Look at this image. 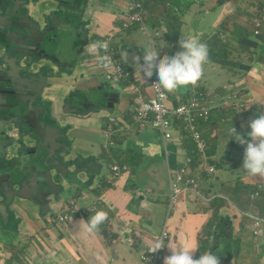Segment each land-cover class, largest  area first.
Segmentation results:
<instances>
[{
    "label": "crops",
    "instance_id": "obj_1",
    "mask_svg": "<svg viewBox=\"0 0 264 264\" xmlns=\"http://www.w3.org/2000/svg\"><path fill=\"white\" fill-rule=\"evenodd\" d=\"M103 2L104 11L99 12L97 16L98 27L95 32L98 35L97 41L108 42V51L98 49L91 52L88 46L83 49L85 52L80 50L76 53L97 56L108 54L125 68H129L134 74V82H137L131 85L125 80H120V84H114L117 86L111 88V93H116L119 100L114 107L109 108V113L103 116L95 113L82 116L73 111H64L54 92L61 91L64 100H68L76 90L98 89L101 88V82L106 80L103 76L94 74L92 70L79 69L90 55L81 57L80 60L84 62L73 73L76 74L75 77H72L69 67H61L73 63L63 61L59 69L71 76L61 85H54L47 91L48 95L55 96L61 120L51 128L53 118L49 122L45 120L50 114V108L44 110L42 102L36 105L39 111L35 117L42 120V128L49 129L50 137L55 143L56 158L65 165L78 159L77 169L83 171L84 162L92 164L94 171H90L84 184L77 187L69 197L54 200L55 197L50 196L52 201L46 206L49 211L46 207L40 209L33 200L32 193H39L34 184L28 185L24 191L27 200L11 204L10 214L4 212L6 206L0 201V247H3L0 249V264H163L164 258L171 255L172 250H179L187 243L196 246L193 258H199L201 249L216 250L217 244L214 248V242H217V237L212 233L213 228L216 224L226 222L233 225L235 238L231 239L233 244L228 242L229 239L218 240L225 248L217 254L221 264H263L264 253L257 254L255 241L258 237L254 235L255 231H264V225L258 228L254 224V216L264 217L259 206L262 196L257 202L260 212L254 211L255 205L251 204L247 192L242 196L238 194L237 206L222 200L226 199L221 190L224 173H238L240 179L246 175L242 169L245 145L235 144V137L229 135V140L221 151L217 143L223 141L217 139L226 138L228 134L219 131L216 121L204 122L200 128L209 139V150L224 159L219 176L203 175L200 178V189L185 192L177 208L170 210V170L175 168L178 161L163 160L161 151H165L164 146L170 144L167 152L175 153L178 160L183 161L182 155L190 151L191 146H180L175 141L167 142L164 130L153 127L150 122L137 123V106L143 100L141 97L151 95V89L149 82L141 76L138 66L133 63V57H143L148 48L156 50V54L173 55L181 50L180 39L189 36H196L205 43L209 56H218L224 51V47L235 41L242 47V53H248L252 48L260 51L258 55L250 56L246 64L237 65L245 72L246 82L256 80L258 76L254 78L252 75L261 69L257 65L263 66L264 69V17L258 15L252 18L246 15V20H256L253 32L239 24L235 17L227 15L231 2L245 4L246 0ZM135 4L142 7L145 26L138 23L124 29L122 15L136 12ZM249 5L257 6L260 12H264V0H254ZM193 7L201 9L190 17ZM231 29L232 32L228 35L227 32ZM122 33H126L128 39L117 47L115 40ZM211 39L216 41V50L210 45ZM118 51L124 54L125 60L118 56ZM227 63L225 59L219 58L220 69L225 65L230 67ZM96 78H102L100 84L95 81ZM226 84L227 80L224 79L221 87ZM216 88L220 87L218 84H212L211 76H207L199 87H184L179 92L187 96L193 89L204 91ZM116 90H120L121 96ZM207 96L213 104L222 102L225 97L215 92ZM63 111L67 118H64ZM234 112L236 110L217 111L213 116L218 119L220 116L224 117V114ZM108 117L115 119L117 125L116 132L111 137H108V127L114 124L109 120L105 122ZM244 118L245 114L232 117L230 121L236 125L238 133L245 135L248 127L245 126L246 121L241 123ZM62 129L65 131L62 132ZM177 136L178 134L174 133V139ZM113 149L116 154L112 153ZM114 166L127 167L128 171L114 179ZM198 192L202 196L196 194ZM213 196H217L213 201L204 199ZM219 199L221 201H218ZM94 208L107 215L108 220L97 231L88 232L85 230L88 219L85 218ZM65 213L70 215L69 219L61 224L54 222ZM164 231L168 232L167 238L162 241L164 247L151 253V261H144L143 253ZM218 237L221 236L218 234ZM14 248H18V251ZM227 258H231V263Z\"/></svg>",
    "mask_w": 264,
    "mask_h": 264
},
{
    "label": "water",
    "instance_id": "obj_2",
    "mask_svg": "<svg viewBox=\"0 0 264 264\" xmlns=\"http://www.w3.org/2000/svg\"><path fill=\"white\" fill-rule=\"evenodd\" d=\"M40 1L41 0H38L37 4L40 3ZM42 3L45 2L43 1ZM72 3L73 2L71 1V8ZM8 15H25V0H0L1 28L4 27L1 23L2 18ZM55 37L56 35L50 39L46 37V35L35 33H30L25 36V41L39 45L44 49V54L46 55L45 58L40 55L41 58L37 59V61L41 63L45 59L50 63L49 66L45 67L46 72L44 73L48 78L44 76H31L30 83L39 84L45 82L47 85L44 86V88L61 85L67 80V78L64 79L63 75L55 73L53 64H58L60 67L63 65V61L68 60L73 64L61 67H69L73 74L84 62L80 60L81 57H88L90 55H82L81 52L72 55L70 51L61 54L54 53L51 47V42L54 41ZM83 52H85V50H83ZM0 55H2L1 50ZM0 75H2V81L0 82V87H2L5 83V78L3 73H0ZM101 86L102 90L99 89L101 91H96V89L88 91L76 90L68 100H64L61 91L54 92L53 94L56 95V98L64 111H73L76 114L84 116L89 114L90 106H92L100 109V113H103L107 112L111 105L114 107L115 100L118 99L112 97V85L104 83ZM37 94L38 91L36 90L34 95ZM5 95L6 93L0 92V201L6 206L4 212L10 214L9 210L12 206L11 204L15 201L27 200L24 191L28 185L34 184L39 193H32L33 200L37 202V206L40 209H44V207L48 206L49 202L52 201L50 196H54V200L69 197L74 189L84 184L85 179L90 175V171H94V166L82 162L83 171H80L77 169L78 159L72 160L74 162L68 165L63 164L59 158H56L54 151L55 143L48 139V136L50 137L49 129L45 130L42 128L40 123L41 119L39 117L35 118L34 116H31L25 127V124L18 113L12 115L10 108L3 106V96ZM31 106H33V104H31ZM64 111L63 116L64 118H67ZM64 131L65 129H62V132ZM24 144H26V147H23ZM169 146L170 144L164 146L165 151H161V156L163 160L167 161V159H169V162H173L174 160H177V157L175 153L171 151H168L169 153L167 154V148H169ZM45 156L51 157L47 159L50 162L42 168L36 167V160L39 157ZM31 165H34L35 168L31 169ZM177 165L179 166V163H176V166ZM176 166L175 169L178 168V166ZM9 176H11V178L14 177V179L9 186H6ZM46 208L49 211V208ZM219 228L220 231L223 230L225 232L224 239L227 237L232 238L231 224H227L226 226L225 224H219L213 229V235L217 237V241V231ZM216 243L217 248L215 246ZM214 248H216L217 252H223L225 250L224 246L220 245L218 242H214Z\"/></svg>",
    "mask_w": 264,
    "mask_h": 264
},
{
    "label": "clouds",
    "instance_id": "obj_3",
    "mask_svg": "<svg viewBox=\"0 0 264 264\" xmlns=\"http://www.w3.org/2000/svg\"><path fill=\"white\" fill-rule=\"evenodd\" d=\"M134 9H136V12L134 13L127 12L122 15V20H123L122 26L124 29L131 28L132 26L138 23L145 26L144 19L142 16L141 5L135 4ZM131 17H137V18H140V20L132 21ZM108 47H109V44L107 41H95V42L90 43L89 45V49L91 52H95L98 49L107 50ZM179 47L181 50L175 52L173 55H170L169 53L156 54V50L148 48L144 51L145 54L143 55V57H135V56L133 57V63L136 66H138V70L141 76L143 77V79L149 82L150 89L152 88L153 82L156 81L154 85L157 87L158 90L167 92L170 95V97H168L169 105L174 108L179 107L180 103L189 102L190 99L199 92L203 93L209 100V97L204 91H200L197 89H193V91L187 96H183L179 92L180 89L184 87H192L193 84L196 83L201 77L203 65L208 61V57H209L208 46L205 43L201 42L198 37L189 36L188 38L180 39ZM98 59L102 63H107L110 60V58L107 55L100 56L98 57ZM86 60H85V63H86ZM92 71L94 73V70ZM97 75L102 76L100 74H97ZM83 77H85V75H83ZM104 83L112 85L113 87L117 86L107 81ZM104 83L101 82V85ZM195 87H199V85ZM91 89H95V88L86 89L84 91H88ZM99 89L101 88L98 87L96 91H98ZM177 92L179 93L176 94ZM232 96L233 94H227L225 95L224 99L227 97L228 98L232 97ZM114 99L119 100V97L114 98ZM228 100H226L225 102H227ZM116 101L117 100H115V103ZM225 102L223 103L222 109H219L217 111L236 110V105H234L235 100L231 101L230 106H226ZM217 104H213V105H217ZM217 111H215L214 113H216ZM100 112H101L100 109L90 106L89 114L95 113V114H98L99 116H103L105 113H109V110L103 113H100ZM108 120L110 123L114 124L108 127V137H111V135L116 132L117 125L115 123V119L108 118ZM147 122H150L152 126L155 127L153 115L150 117L149 120L144 121V122H139V123L145 124ZM249 129L250 131L247 132V137L249 139L243 138V136L240 133H238L237 130L233 126L229 129V133H230V136L235 137L233 141L235 144L245 145L244 153H243L242 169L251 178H257V177L264 178V114H260L257 118L250 121ZM171 141L172 140L167 141V142H171ZM175 146L177 145L175 144ZM168 153L169 152H167V154ZM182 156L184 157V160H185V154H183ZM207 156H208V160L206 161V164H204L205 167L201 166L199 170L195 169L194 171L195 177L199 175H200V178L203 175L219 176V173L221 172V168L223 166L224 159L222 160L221 156L214 155L213 151H210V150ZM177 161L179 163L178 167H180V163L183 161L178 160V158H177ZM194 163L196 164L199 162L196 159ZM203 168L205 169V172L202 170ZM209 168H212V170L209 171ZM113 177H114V172H113ZM200 178H199V187H198L199 189H200V183H201ZM180 198L181 196L179 197V202H180ZM107 220H108L107 215H105L103 212L98 210L91 216L90 219L87 220L85 230L88 232L97 231L100 227H102L105 224ZM220 224H223V223H220ZM224 224L226 226L227 224H231V223L226 222ZM216 225H219V224H216ZM231 227H232V238L227 237L226 239L235 238L234 228L232 224H231ZM219 231L220 229L217 231V233L220 234L221 237H218V240L224 239L223 237L225 236V232L223 230H221L220 232ZM257 233L258 234L256 233L254 234L255 237H259L261 234L260 232H257ZM162 247H164V243L160 241H156L150 247L149 252L154 253L157 250L161 249ZM195 248L196 246L194 244L187 243L184 246L180 247L179 250H172L171 255L166 256L164 258L163 264H221V260L219 256H217V254H219L217 250L211 249L210 251L207 249L205 250L201 249L202 254H200L199 258H193V252L195 251ZM227 259H230L229 263H231V258H227Z\"/></svg>",
    "mask_w": 264,
    "mask_h": 264
},
{
    "label": "flooded vegetation",
    "instance_id": "obj_4",
    "mask_svg": "<svg viewBox=\"0 0 264 264\" xmlns=\"http://www.w3.org/2000/svg\"><path fill=\"white\" fill-rule=\"evenodd\" d=\"M37 1L25 0V15H8L2 18L1 23L4 27H0V50L2 51V55H0V73L4 74L5 83L0 87V92L6 93L3 96V106L10 108L12 115L18 113L25 127L31 116L35 117V114L39 111L36 105L41 102L44 103V110L50 108V114L45 117V120L49 122L53 118L54 121L51 127L53 128L61 120L55 96L47 94L49 88H44L47 83H30L31 76H45L48 78L44 73L46 72L45 67L49 66L50 63L45 59L41 63L37 61L41 56L45 58L44 49L39 45L25 41V36L35 33L46 35L51 39L54 35L56 37L59 34L63 37L70 35L72 48L69 51L75 55L77 51L86 49L90 43L97 41L98 35L95 32L98 27L97 16L99 12L104 11V0H41L38 4ZM43 1L45 3H42ZM71 1L73 2L72 8L70 6ZM114 1L116 3L118 0ZM83 18L85 24L82 29H79L80 34H78L76 20ZM56 37L51 42V47L54 46L57 50H60V47H58L59 40ZM17 49L21 52L26 51L27 55L15 62L8 55L13 54ZM54 53L61 54L55 51ZM53 67L54 72L63 75L64 79L71 76L62 72L58 64L54 63ZM75 76L76 74L72 75V77ZM36 90L38 94L34 95ZM111 94L113 98H117L116 93ZM40 123H42V120ZM48 139L53 142L51 137L48 136ZM23 147H26V144ZM48 158L51 157H39L35 163L36 167L42 168L48 164L50 162L47 160ZM30 168L34 169L35 166L31 165Z\"/></svg>",
    "mask_w": 264,
    "mask_h": 264
},
{
    "label": "rangeland",
    "instance_id": "obj_5",
    "mask_svg": "<svg viewBox=\"0 0 264 264\" xmlns=\"http://www.w3.org/2000/svg\"><path fill=\"white\" fill-rule=\"evenodd\" d=\"M247 2L244 4L242 3H236L231 2L228 5L227 8V15L229 17H235V20L245 26L244 28L248 29L249 31L254 32V24L256 20L248 21L246 20V15L251 16L252 18L258 17V15H261V18L264 17V12H260L257 8V6L250 7L249 3L253 2L254 0H246ZM181 3V2H180ZM200 7H193L190 11L189 16L192 17L195 13H197L198 10H200ZM216 15L214 16L213 21H215ZM183 23V21H182ZM85 21L83 19H77L76 25L77 30L82 29L84 27ZM232 26V24L230 23ZM207 26H209V23L207 22ZM184 29V26H183ZM233 29V27H232ZM232 29L229 30L227 33L228 35L232 32ZM58 38V47H60V50H57L56 47L52 46L55 52L57 53H63L66 51H69L72 48V38L70 35L63 37L61 34L57 35ZM128 39V35L126 33L120 34L116 40L115 43L118 45L121 42H124ZM182 39V38H181ZM226 39V38H225ZM210 45L212 48H215L216 50V41L214 39L210 40ZM224 51L219 53L218 56L216 54H212L209 56L210 59L203 65L202 75L199 78V80L193 84L192 87H195L202 83V81L207 77L211 76V83L212 84H218L220 88H216V90H204L206 94H211L212 92H215L219 95H227V94H235L237 98H235L236 105V112L233 114H224V117L220 116L218 119H215L214 116L211 115L209 121L210 122H217L219 126V131L224 132L227 135L226 138L221 137L217 139V141H223V143H217L219 148H221V151L225 148V144L229 140V129L233 126L236 128V125L232 123L231 118L232 117H239L241 115H246V118L241 119V123H246V127L249 129V123L253 119L257 118L260 114H264V76H263V66L257 65V67H261L259 71L252 75V77H257L256 80H249V82H246V76L244 75V71L237 67L238 64H246L249 61L250 56L258 55L260 52L259 50H256V48H252L248 53H242V47L239 46L235 41H233L231 44L227 45L223 49ZM174 54V53H173ZM264 54V51H263ZM26 51L21 52L17 49L16 52L13 54H9V58H13L15 62H17L22 57H25ZM118 56L125 60L124 54L118 51ZM220 59H225L229 64L230 67H222L220 69V66L218 64V61ZM35 59V57H33ZM79 69H87V70H94L97 69V54L90 55L86 63L83 64ZM218 74V75H217ZM2 75H0V82ZM102 78H96L95 81L100 84ZM227 80V84L225 87H221L223 85V80ZM120 96V90H116ZM123 108V106L121 107ZM109 118V117H108ZM108 118L105 119V122L108 121ZM205 128L207 129V125H205ZM203 132V131H202ZM247 132L244 135L241 133L243 138L249 139L247 137ZM204 136L208 139L207 135L203 133ZM209 140V139H208ZM219 150V154L221 152ZM113 154H116V150H112ZM162 157V156H161ZM244 173V172H243ZM14 177L11 178L9 176L8 183L6 186H9V184L13 181ZM245 187H252V186H259L261 184L263 186V192H264V178H251L247 174L243 175V179H240V175L238 173H224L223 180L221 181V190L222 193L225 195L226 199H222L225 202L231 203V205H236V196L235 191L237 188L244 186ZM247 192V191H246ZM249 200L251 204H254L257 206V202L260 200L259 197H249ZM259 206L262 209V213L264 214V196H262V199L259 201ZM258 208V207H257ZM258 211L260 212L259 208ZM229 243H234L231 239L228 240ZM14 244V243H9ZM0 249H3V247H0ZM255 249L258 252V255H261L264 253V231L261 233V235L256 239L255 241ZM15 251H18V248H14ZM264 260V255L262 256Z\"/></svg>",
    "mask_w": 264,
    "mask_h": 264
},
{
    "label": "built area",
    "instance_id": "obj_6",
    "mask_svg": "<svg viewBox=\"0 0 264 264\" xmlns=\"http://www.w3.org/2000/svg\"><path fill=\"white\" fill-rule=\"evenodd\" d=\"M131 20H140L137 17H131ZM108 51V49L106 50ZM110 60L107 63H102L97 56V69H94V73L102 75L107 82L112 84H118L121 81L125 80L131 85L136 83L134 82V74L129 68H125L122 63L116 61L113 57L106 54ZM156 81L153 82L151 88V95L146 97H141L143 100L138 104L136 109V120L137 123L140 121L144 122L154 116V126L157 129H163L165 132V138L167 141H174V133H177L178 136L175 141L180 146H191L195 145V149L184 153L185 160L180 163V167L177 169L172 168L170 170V210H175L179 203V197L182 196L185 192L193 190L194 192L199 188V178L200 175L195 177L194 171L199 170L201 166L206 164L208 160V152L210 143L207 140L200 128V125L203 122H208L211 115L219 109H222L223 103L225 102L226 106L231 105V101L236 98V95L232 97H227L223 102L213 105L209 102L207 97L203 93L195 94L189 102L180 103L179 107L174 108L169 105L168 97L170 95L167 92L158 90L154 85ZM135 85V84H134ZM199 163H194L195 160ZM205 172V169H202ZM212 168H209L211 171ZM127 167L114 166V179L118 178L123 172H127ZM263 192V186L259 184L258 189L250 194V197H260ZM200 196L201 193H196ZM216 196L210 199L213 200ZM258 206L254 207V211H257ZM98 208H94L92 211H98ZM69 211V209H68ZM67 211V212H68ZM70 215L65 213L64 216L54 220L57 223H64L69 219ZM255 226L260 228L264 225V217L261 215L254 216ZM258 234L257 232H255ZM167 231H164L162 236L157 238V241L162 242L163 239L167 238ZM150 249V248H149ZM149 249L145 251L142 255L144 261H151L150 255L152 252H149Z\"/></svg>",
    "mask_w": 264,
    "mask_h": 264
},
{
    "label": "trees",
    "instance_id": "obj_7",
    "mask_svg": "<svg viewBox=\"0 0 264 264\" xmlns=\"http://www.w3.org/2000/svg\"><path fill=\"white\" fill-rule=\"evenodd\" d=\"M227 65H229L230 66V64L229 63H227ZM226 66V65H225ZM225 66H223V67H225ZM206 138V137H205ZM207 139V138H206ZM208 140V139H207ZM191 149H195V145L194 144H191ZM197 173V172H196ZM258 189V186H252V187H244V186H242V187H239V188H237V190L235 191V196L237 197L238 196V194L239 195H244V193L247 191V193L250 195L251 193H253L255 190H257ZM100 195H101V193H99ZM262 196H263V192H262ZM218 201H221V200H218ZM96 211H93V212H91L87 217H86V219H90L91 218V216L95 213ZM158 264V263H157Z\"/></svg>",
    "mask_w": 264,
    "mask_h": 264
}]
</instances>
